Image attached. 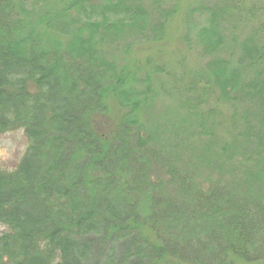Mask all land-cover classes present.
Instances as JSON below:
<instances>
[{"label": "trees", "instance_id": "obj_1", "mask_svg": "<svg viewBox=\"0 0 264 264\" xmlns=\"http://www.w3.org/2000/svg\"><path fill=\"white\" fill-rule=\"evenodd\" d=\"M239 1L0 0V136L27 141L0 264H264V24Z\"/></svg>", "mask_w": 264, "mask_h": 264}, {"label": "rangeland", "instance_id": "obj_2", "mask_svg": "<svg viewBox=\"0 0 264 264\" xmlns=\"http://www.w3.org/2000/svg\"><path fill=\"white\" fill-rule=\"evenodd\" d=\"M207 4L212 5L215 0H203ZM230 1V0H229ZM244 1V2H243ZM200 0H180V3H182L183 7H191V5H198ZM241 7L245 10L244 16L248 15L253 20V22L256 20L258 24H264V0H240L239 3H241ZM256 28L253 26V23L250 27L246 26L243 28L241 27L242 31L244 33H250V30ZM179 58H182V56L179 54L178 50L173 48L172 56L170 57L171 62L177 61ZM195 61V60H194ZM170 62V63H171ZM187 62H190L191 64V70L195 68V65L193 66V62H191L189 59ZM204 64V62H202ZM165 82L164 84H166ZM161 100L157 103V105H154L155 110L154 113L156 115H160L163 111L162 106L160 104ZM161 105V106H160ZM26 138L25 134L22 130H16L14 132H7L4 135L0 136V170L4 171H11L14 169L17 162L21 159L23 156L27 144H26Z\"/></svg>", "mask_w": 264, "mask_h": 264}]
</instances>
